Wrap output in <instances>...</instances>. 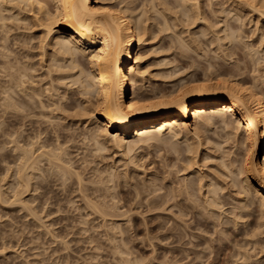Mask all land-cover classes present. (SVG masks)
I'll list each match as a JSON object with an SVG mask.
<instances>
[{
  "label": "rangeland",
  "instance_id": "374dc122",
  "mask_svg": "<svg viewBox=\"0 0 264 264\" xmlns=\"http://www.w3.org/2000/svg\"><path fill=\"white\" fill-rule=\"evenodd\" d=\"M130 1H134L132 4L137 6L134 10L135 13H133L136 18L138 15L139 17L141 16L144 9L143 5L150 10V12L146 10V12H149H147L148 14L146 12L145 15L142 13L144 21H146V18H150L148 20L150 24L148 36L150 37L147 36L149 38L148 42L141 48L142 53L147 55L143 69L150 66V70L147 71L146 79L137 80L138 82L135 83L136 91L152 92L153 90L154 93H159L158 91L167 92L170 88H174L175 85H181L183 77L185 79L183 83L192 77L201 81L208 74L214 80L239 77L244 82L256 84L264 90L263 1V4H257L259 11L253 10V8L248 6L242 8L240 19L238 15H234L233 10V7L237 3L239 5L240 1L198 0L200 15L198 14L200 11H197L191 5L193 3L191 0H188V3L186 0H161V3L158 0H154L157 5L160 3L158 5L160 10L167 9L170 6L164 12H159V15L155 8H153L154 10L151 9L153 7L150 4L152 0ZM163 1H166V4ZM46 2V4L44 3L46 6L51 9L54 8L52 0H47ZM5 3L6 8H2V13L6 17V20H4L6 22L5 26L3 23L1 25L0 22V122L2 121L0 123V185L3 186L2 190L5 194L7 193L5 197L10 196L12 198L15 195L12 187L13 184L17 183V172L20 164L19 157H17L18 153L15 154L16 151L14 150L16 143L13 141L15 140L20 141V145L28 146L27 148H30V144H28L30 141L36 140V148L38 147L37 144L44 142L50 144L45 149H55L58 144L62 145L64 152H68L67 154L65 153L64 159L68 160L69 163H67L71 164L73 170L71 173L59 172V170L50 165L51 163L48 160L44 159L43 162H40L41 170L34 179L35 188L31 192V196L28 194V198L26 197L28 206L25 204L26 207L24 205H19L18 207V204L6 203L4 199L1 202L0 199V264H264V215L260 213V206L253 204L247 208H240L241 210L236 208V206H242L247 199L248 203L249 201L251 203L252 199L256 200L258 204L260 201L257 197L255 198L256 195L253 191H250L246 196L244 191H240L242 194L239 193L240 188L237 185L232 186L234 184L232 183L233 177L237 171L239 173V170L235 169V167L244 165V155L246 153L244 147L238 146L233 140L228 139L227 135H225L226 131L221 130L219 132L221 128L215 127L201 134L205 137L203 138L205 139L204 144L201 146L202 159L198 166L197 164L193 165L191 170H186L187 172H183L186 162L183 163L182 160H179L183 157V154L179 157L177 152L171 148L172 144L170 142L173 141L172 139L166 144L164 141L152 142L154 144L135 147L129 152L126 149L121 150L115 147L113 143L106 142L107 149H103V152L101 150L99 154L95 151L93 153L96 155H92L90 153V151L92 152V147L90 146L92 142L89 141V132L87 130L88 127L97 129L99 126L96 122L92 123L85 120V111L83 112L82 105L87 102L83 95L80 92L77 93L76 91L78 90H76V93H73L75 95L73 97L71 94L75 88L72 89V86L62 84L67 80L59 82L61 79L58 78V80L57 77L60 72H57L58 70L54 66L51 69L48 68V63L50 62L48 59L54 52L55 42L50 37L47 38V31L45 30L47 26L45 27L44 21L42 22L45 15L38 13V9H36L38 5L36 3L34 12L31 10L30 5L27 7L22 4V9L19 5L20 8L18 9L14 5L16 4L14 1L10 2V0H7ZM162 4L165 5L162 6ZM183 5L193 6L192 9L194 10L191 9L190 12L186 13L182 9V7L184 8ZM169 9L171 11L173 9V11L171 12ZM168 10L169 12H167ZM195 10L197 12H194ZM229 11L233 13L230 14ZM162 13L163 15L166 13L167 16L160 15ZM224 20L226 22H223ZM165 22H168V24H165ZM167 25L170 27H164ZM234 28L237 29L238 33H235ZM231 30L234 32V35H232L233 32L230 34L233 38L232 36L227 38L235 39L234 41L232 40L233 43H231V40L225 39L227 32H231ZM218 38L219 41L220 39L222 40L220 41L221 43L218 42ZM45 47L49 53L47 52L46 55L42 56L44 50L41 49ZM215 47H218V49ZM256 51H259L258 56H256ZM260 55L261 58L259 57ZM43 57L46 59H43ZM16 58L31 67L28 72L32 76L30 79L34 81L29 79L30 82L27 81L26 83L28 85L31 84L30 86L33 87L30 93H35L34 91L43 93L45 96L41 94L40 96L52 107L54 105L53 102H56L52 109L53 111L48 108L50 114L47 118L42 117V115L40 117L39 115H32L34 122L31 123L29 117H19L18 119L14 116L15 113L13 114V108H9L6 111L5 106H2V104L5 105V103L9 102L18 100L20 102V97L24 98L23 94L20 96L16 90L19 95L15 94L16 92L12 89L8 91L7 87L10 90L8 85L9 76L7 77L4 73L5 70H3L5 61L16 62ZM2 60L4 61L2 62ZM84 61L85 69H89L88 58L86 57ZM43 62L46 64H43ZM32 68L33 70L31 71ZM213 73L216 74L214 75ZM154 89L156 90L154 91ZM35 101H32L35 103L34 105H36ZM71 101H74L72 107L63 106ZM32 102L30 103L32 104ZM79 105L82 107H78ZM22 106V109L29 108L27 104ZM22 112L25 114V110ZM47 119L51 121H47ZM171 138L176 139L174 137ZM177 138L179 140L177 141L178 143L186 146V142L182 144V140L185 138H182V134ZM197 139L195 136L192 140L195 143L199 140ZM86 154L88 156H85ZM206 156H208V160L204 159ZM255 158L258 159V156H255ZM223 161L227 163L226 166L221 163ZM227 165L237 170H234L235 175L233 172V175L231 174ZM225 167H228V170H225L227 169ZM74 170H78L81 177L76 172L74 173ZM216 170H221L222 173L226 172L229 176L231 174L232 180L226 173L227 177L224 176L228 179L221 175V171L217 172ZM109 175L112 176V179ZM209 175L211 178L208 177ZM218 175L224 178H220L221 180L226 181L224 186H228V188L226 187L227 190L225 189L226 191H222V193H225H223V196L227 199L226 202L228 203L229 201L232 205L228 203V205L224 206L227 214L230 210L235 209L236 211L239 210L238 212L243 217H238L240 220L237 222L240 224L237 223V225L235 224L236 226L234 225L235 221H232L231 223L229 222L230 224L227 223L226 225L225 223V226L221 227L220 225L222 224H220L219 220L214 217L207 218L208 216L204 213L201 214L202 210L198 208L200 203H202L201 193L198 191V184L202 176L205 177V182L210 183L213 180L212 177L215 178L217 176L218 178ZM77 178H81L83 182L80 179L77 181ZM240 179H243V175ZM193 180L197 181L194 185V187L196 186L194 188L196 191L193 192V195L191 192V196L185 193V185L187 186ZM80 182L82 186L79 184ZM202 182L204 183L203 180ZM182 187H184L185 191ZM4 188H6V191ZM181 193L188 196H183ZM241 195L246 198L245 202L241 199ZM229 197L231 198L229 199ZM199 198L201 199L199 200L201 201L200 203L197 201ZM250 198L252 199L249 200ZM239 202L240 204H238ZM198 203L199 206L197 205ZM158 204L160 205L158 206ZM96 205L99 208L95 207ZM184 206L187 208L192 206L191 208L196 209L195 212H198L197 214L200 213L202 216H196L194 211L190 212L191 214L188 217L185 214L183 216L180 209ZM100 207L108 212L104 214ZM193 213L194 215H192ZM200 218L203 222L199 224ZM223 229L226 230L224 234L222 232ZM244 256L245 258L247 256L248 261L247 259L244 261Z\"/></svg>",
  "mask_w": 264,
  "mask_h": 264
},
{
  "label": "bare ground",
  "instance_id": "6f19581e",
  "mask_svg": "<svg viewBox=\"0 0 264 264\" xmlns=\"http://www.w3.org/2000/svg\"><path fill=\"white\" fill-rule=\"evenodd\" d=\"M6 1L7 0H0V22H1V25L3 23L4 26L6 24V22L4 21V20H6V17L2 13L3 12L2 8L3 9L6 8L5 7ZM11 1H14L16 3L14 5H16L18 9L20 8V6H21V9L23 8L22 4H23V6H27V7L30 5L31 10H33V12H34V10L38 9L37 10L38 13L45 15L42 22L44 21L43 22L44 26L45 27L47 26L46 27L47 29H45L47 31L46 32L47 38L50 37V39L54 40V42H55V49L53 50L54 52L50 56V59H48L50 61L49 62L50 64L48 63V65H49L48 68L51 69L54 66L56 68V70H58L57 72H60V74L58 73L59 75L57 77V79L58 78L61 79V81H59V82H62L63 80H67V81H64L65 83H62V84L63 85L65 84L66 86L68 85L70 87L72 86L71 87L72 89L75 88L72 90V94H71L73 97L75 96V95H73V93L76 90H78V91H76L77 93L80 92V94L83 95V97L85 98V101L87 103H89L86 106L87 103L84 102L85 103L84 104L85 106H84V105H82L83 102H81L82 103L81 105L83 106V112L85 111V116H84L85 120L92 122V123L96 122L99 126V128L97 127V129L96 128L94 129L93 127L92 128L88 127V130H87V132H89V134L87 133L89 135V138H90L89 141L92 142L90 145L92 147L91 148L92 152L89 150L90 153H92V155L95 154V153H93L95 151L97 152V154H99V152L101 150L103 152L105 149H107L106 142L113 143L115 147L120 148L121 150L126 149L129 152V151H132L135 147H142L145 144L151 145V144H154L152 142H159V141H162V142L164 141V143L166 144V142H169V141H171L170 139H172L173 141L170 142L172 144L171 148H172V150L174 149V151L177 152L179 157H181V155L183 154L182 155L183 157H181L180 159L178 157V159L182 160L183 163L186 162L184 167H183V165H182V167H183V172H187L186 170H191V167L193 165L195 166L197 164V166H198V163L202 159L201 157L203 156L202 155L203 153L201 150V146H203V144H204L205 139H203V138H205V137H203V135H201V134L205 133L206 131H209L215 127L221 128L219 130V132H221V130L226 131L225 135H227V138L230 140H233L238 146L239 145L243 146L245 151H246V153L244 155L245 156L244 165L242 167H235V169L239 170V173H237L238 171L235 170L234 167L232 169L229 165H227L229 167V171L231 172V174L233 172V174L235 175L234 170L237 171L236 175H235L236 177L235 176L233 177L232 183H234V184H232V186L237 185L240 188L239 193L242 194V192L244 191L245 192L244 194L246 196L250 193V191H253L256 195L255 198L257 197L258 200L260 201V203L258 204L256 202V200H253L252 199L253 197L249 195L250 197H252L249 199V200L252 199V202L250 203V201H249V203H248V201H247L248 199L246 200V198L241 195V199L244 202L246 200L247 203L245 202L242 206L241 205L236 206V208L243 209V208H247L250 205L256 204L257 206L258 205L260 206L259 207L260 213L262 215H264V90L261 89L260 86L258 87L255 84V82H254L255 85L248 84V83L244 82L243 79H240L239 77L233 78L230 76L232 79L230 78V79H216V80H214V78H211L212 76L209 77V74L208 75L206 74L207 76H204L203 80H201V81L197 78L192 77L191 79L186 80L183 83V80H185L183 77L182 82L179 80L181 82V85L180 84H178L177 86L175 85L174 88L172 87L168 91L166 90L167 92L158 91L159 93H157V92L154 93L153 90H152V92L151 91H149V92H147V91L146 92L136 91L135 83L138 82L137 80L140 81V80H143L144 78L146 79L147 75H148L147 71L150 70V66H149V68H146L147 70L143 69V64L147 59L146 58L147 55H144L142 53V50H141V48L147 44L146 42H148L147 41L149 39L148 37H150V36H148L150 33V24L148 23V20L150 18L149 19L146 18V21H144L145 19L143 20L144 17H142L143 14L145 15L148 11L150 12L148 7L146 9L145 5H143L144 9L143 10L141 9L143 14L141 13V16L139 17V15H138V17L136 18L133 13H135L134 10L137 8V6L136 5L134 6L132 4L134 1L132 2L130 0H52L54 2V4H53L54 8L52 7L53 9H51L45 5L47 3L46 2L47 0H10V2ZM43 1H45L46 3ZM158 1L160 2L161 0H158ZM186 1L188 3V0H186ZM186 1H184V2L186 3ZM191 1H193V3H191V5H193L197 11H200V9H199L200 6H198V3H199L198 0H191ZM191 1H189V2H191ZM232 1H234V2L240 1L241 2V4L239 2V5H237L238 3L237 4L235 3L236 5L233 7V10L235 13L234 15H238V17L241 15V13L243 11L242 8L248 6L250 8H253V10L254 9L258 10L259 6L257 4L262 3V1L264 2V0H254V1H252V0H232ZM165 2L163 1V3H165ZM234 2H233V4H234ZM35 3L38 5V7L36 9H35V7H36ZM160 3H158V5ZM185 3H183V4H185ZM150 4L153 6V7H151L152 10H154L153 8H155V11H158L157 14L159 12L160 13L164 12V10H167L170 7V6L169 7L166 6V7H168L167 9H161L160 10L159 9L160 7H158L157 3H155L154 0H152ZM14 5H12V6L14 7ZM34 5H35V7H34ZM164 5L162 4V6H164ZM189 6L190 5H185L184 6L185 9L182 7L183 11H185L186 13L190 12V10L192 9L193 6H191V7H189ZM260 9H261V7H260ZM139 10H140V8H139ZM146 10H148V11L146 12ZM169 10L167 12H169ZM192 10H194V9H192ZM196 10L194 12H197ZM172 11H173V9H172ZM229 12H230V14L233 13V12L231 13V11H229ZM229 12H228V14H229ZM262 13L264 14L263 11H262ZM198 14L200 15L201 11ZM224 14H226V13H224ZM160 15L165 16L166 13L164 15H163V13ZM41 17H43V16H41ZM189 17L191 18V16H189ZM198 17H200V16H198ZM198 17H197V19H198ZM234 18H235V16H234ZM176 19L178 20V18H176ZM239 19H240V17H239ZM190 20H193V19H190ZM198 20H200V18ZM223 22H226V21L224 20ZM175 23H176V21H175ZM215 23H216V21H215ZM165 24H168V22H165ZM164 27L169 28L170 26L167 25ZM204 28H205V26H204ZM205 30H206V28H205ZM234 31H235V33H238L237 29H235V28H234ZM232 32H233L232 30H231V32L228 31L225 39H229L232 35H234V32H233V34H232ZM223 33H226V32H223ZM203 34H207V33H203ZM230 34H232V35H230ZM227 37H229V38H227ZM232 38H233V36H232ZM229 40H231V39H229ZM220 41H222V40L220 39ZM220 41L218 38V42H220ZM233 41L231 43H233ZM181 45H182V43H181ZM189 46H191V45H189ZM220 46L222 47V45H220ZM182 47H184V46H182ZM218 47L217 48L215 47V48L218 49ZM188 48L190 49V47H188ZM227 48H228V46H227ZM219 49L222 50L220 47H219ZM41 50H44L42 56L46 55L48 52L46 50V47L41 49ZM223 52H224V50H223ZM258 53H259V51L257 52L256 56H258ZM250 54H251V52H250ZM86 57L88 58V61H89V66H90L89 69L88 68L85 69V61L84 60ZM259 57L261 58V55ZM43 59H46V58L43 57ZM3 61L4 60H2V62ZM43 64H46V63L43 62ZM43 64H41V65H43ZM29 68H31V67L26 65V64H23L18 59L16 60V62H11L10 60L5 61V64L3 66V70H5L4 71L5 75H7V77L9 76V80H8L9 84L8 85L10 86V90L7 87L8 91H11V89L14 91L16 90L20 94V96L23 94L24 98H21L19 96L20 102H18L19 100L16 102L14 101V102H9V103L3 102V103H5V105L2 104V106H5L6 111L9 108L10 109L13 108V110H14L13 114L15 113L14 116L17 117L18 119H19V117H21V118L29 117L31 123H33L34 120H33V117H31L32 115L33 116L39 115V117H40V115H42V117L47 118V116H49V114H50L49 113L50 111H48L49 110L48 108H50V110H52L54 105H56V102H53L54 105L52 107L51 104L44 101L43 97L40 96L41 93H37L36 91H34L35 93H33V92L30 93V90H32L33 87L30 86L31 84L30 85L26 84L27 81H29V79L32 78V76L28 72ZM50 69H49V71H50ZM212 69H214V68L212 67ZM32 70H33V68L31 69V71ZM34 71H35V69H34ZM50 73H51V71H50ZM54 75H56V74L54 73ZM30 80H32V79H30ZM51 80H53V79H51ZM32 81H34V80H32ZM59 84H61V83H59ZM7 89H4V90H7ZM155 90L156 89H154V91ZM17 92L15 94H17ZM56 93H57V91H56ZM7 94H8V92H7ZM19 94H17V95H19ZM80 94H78V95H80ZM41 95H43V93ZM43 96H45V95H43ZM52 97H53V95H52ZM50 98H51V96H50ZM31 99H33L32 101H35L37 99V101H35L36 105H34L35 103L32 102ZM30 102H32V104ZM50 102H51V99H50ZM73 102L71 101L70 103H66L63 106L70 108L69 106L72 107ZM24 104H27L29 106V108L27 107L28 108L27 109L24 107L25 109H22L21 107H23L22 105H24ZM81 105H79L78 107H80ZM23 110H25V114L22 112ZM26 111H28V112H26ZM75 111H77V110H75ZM51 113H53V112H51ZM79 113H82V112H79ZM79 115H80V117H82L81 114H79ZM79 115H78V117H79ZM83 115H84V113H83ZM49 119H51V118H49ZM49 119H47V121H51ZM79 124H81V123L79 122ZM86 124H87V122H86ZM181 134H182V138L185 137L182 140V144H183V142H186V146H183L177 142V141H179L177 137H179ZM35 136H36V134H35ZM195 136L199 140L197 139L198 141H196L194 143L192 139H194ZM171 137H174L176 139L174 140ZM224 137H226V136H224ZM12 140H13V138H12ZM47 141H49V140H47ZM13 142L16 143L14 150L16 151L15 154L18 153L17 157H19L18 160L20 161V162L18 161L20 163V164L18 163L19 166L17 164V166L19 168V171L17 172L18 173L17 183H15V185L13 184V187H12V191L15 192V195H13L12 198L10 196L5 197L7 193L5 194V192L2 190L3 186L0 185L2 187V188L0 187L1 202H2V199H4L6 201V203L18 204V207H19V205L25 206V204L28 201L27 195L28 194L30 195L31 192L35 188L34 187L35 186L34 185V179L36 178L37 173L41 170V167H40L41 163L40 162H43L44 159L48 160L51 163V164L50 163L49 164L52 165L53 167H55L57 170H59V172H63V173L64 172L65 173L70 172L71 173L73 170L71 164L70 165L68 164L69 163L68 160L66 158H65L66 160L64 159L66 152H64L65 150H63V148L61 147L62 145L60 146V144H58L56 146L57 149L55 148L56 149L55 150L52 148L51 149L50 148L45 149L46 146L47 145L49 146L50 144L48 142L45 143L44 141H42V142H44L42 144H37V146H38L37 148L35 147L36 146L35 142H37V140L32 141V142L30 141V143H28V144H30V146H29L30 148H27L28 146L26 147L25 145H20V141L18 142V140H15ZM13 142H12V144H13ZM58 143H60V142H58ZM206 143H207V141H206ZM220 146H224V145H220ZM220 146H219V148H220ZM86 148H88V147L86 146ZM124 152H126V151H124ZM88 155H89V153H88ZM88 155L86 154L85 156H88ZM255 156H258V159H256ZM207 157L208 156H206L204 159H207ZM221 161H222V159H221ZM234 162H235V160H234ZM221 163H223V165H225V166L227 164V163H225V161H223ZM233 164L235 165V163H233ZM228 167H225V168H227L225 170H228ZM75 172L79 177H81L80 176L81 174H80V172L78 173V170H74V173ZM49 173H51V172H49ZM220 173L222 176H224L226 172L225 173L223 172L224 173L223 174L221 171ZM231 174H230V176L227 174V176H229V178H231L232 177ZM111 175L114 176L113 174H111ZM213 175L215 176V174H213ZM216 175H217V173H216ZM221 175L220 176L218 175L219 176L218 178H217V176L215 178L212 177L213 180L210 183H207V181L205 182V180H204L205 177L202 176V179L199 181L200 183L198 184V186H199L198 191L201 193L202 200L200 198L198 200L196 199L197 201L201 200L202 203H200L201 201H199L200 207H198V208H200V210H202V212H200L201 214L204 213L205 215L208 216L207 218L214 217L217 220H219L221 222V223L220 222L219 223L222 224V225H220L221 227L225 226V223H226V225H227V223L230 224L232 221L233 222L235 221L234 225L235 224L237 225V223H239L237 221L240 220L238 217H241V218H243V217L241 216V213L238 212L239 210L236 211L235 209L230 210V212L228 210L229 213L227 214V210H225L224 206L228 205L229 201H228V203L226 202L227 199H225V197L223 196L225 193L223 192L224 193L223 194L222 191H226L228 186H224L226 181L224 182L223 180L220 179V178H223ZM242 175H243V179H240V177H242ZM112 176H110V178ZM208 177H210V175ZM12 178H13V176H12ZM210 178H208V179H210ZM78 179H80V181L83 182L81 180V178H77V181H78ZM214 179H216V180H214ZM226 179H228V178H226ZM202 180L204 181V183L202 182ZM231 180H232V178H231ZM81 182L79 184H81ZM195 182H197V181L193 180L189 184L185 183V184H187V186L185 185V187H186L185 193H187L188 195H191V192H192V195L194 194L193 192L196 191V190H194V188H196V186L194 187V185L196 184ZM11 183H13V182H11ZM230 184H231V182H230ZM81 186H82V184H81ZM205 187H206V189H204ZM182 188L185 191L184 187H182ZM4 189L6 191V188H4ZM240 191H242V192H240ZM182 193H181V195H183ZM226 194H228V193H226ZM175 197H177V196H175ZM168 198H169V196H168ZM230 198L231 197H229V199ZM185 199H186V197H185ZM86 200H87V198H86ZM239 201H241V200H239ZM6 203H4V204H6ZM199 203L197 204L198 206H199ZM161 204L164 205L163 203H161ZM170 204H172V203H170ZM229 204L231 205V202ZM238 204H240V202ZM159 205L160 204H158V206ZM183 205H185V204H183ZM183 205H181V206H183ZM186 206H188V205L186 204ZM95 207L99 208L98 205H96ZM167 207H168V205H167ZM191 207L192 206H189V208L185 207L184 209L183 208L180 209L181 214L182 215L185 214V216L188 217V215L191 214L190 212L196 211V209L194 210ZM201 207H202V209H201ZM187 209H189V210H187ZM101 210H102V208H101ZM97 211L99 212V210H97ZM102 211H104V214L108 212V211L106 212L105 210H102ZM34 213H36V212L34 211ZM195 213H196V216L197 215L202 216L200 213L197 214L198 212H195ZM192 215H194V213ZM230 215H232L233 217ZM174 217L176 218V216H174ZM34 218H36V217H34ZM236 218H238V219L236 220ZM205 219H206V217H205ZM177 220H179V219H177ZM180 220H181V218H180ZM196 220H194V221H196ZM201 222H203V220L200 218L198 223L200 224ZM225 229L227 230V228H225ZM226 230H224V229L222 230L223 234ZM255 245H256V242H255ZM253 248H255V247H253ZM247 256H249V255H247ZM247 256H246V258L244 256V259H245L244 261H246ZM247 261H248V259H247Z\"/></svg>",
  "mask_w": 264,
  "mask_h": 264
}]
</instances>
